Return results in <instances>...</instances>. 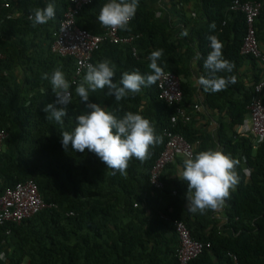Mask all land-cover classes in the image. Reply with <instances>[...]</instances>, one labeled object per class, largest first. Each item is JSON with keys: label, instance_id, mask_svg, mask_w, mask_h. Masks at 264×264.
<instances>
[{"label": "trees", "instance_id": "16d2710c", "mask_svg": "<svg viewBox=\"0 0 264 264\" xmlns=\"http://www.w3.org/2000/svg\"><path fill=\"white\" fill-rule=\"evenodd\" d=\"M5 1L9 7L0 9V53L4 55L0 60V132L6 133L0 147V194L32 180L42 201L53 207L19 224L0 225V264H179L175 221L185 224L193 240L209 244L189 264H264V141L256 144L251 134L237 132L248 116L254 87L264 78V65L258 66L255 59L239 53L246 25L243 14L228 11L232 0H201L203 23L192 25L183 38H176L157 22L148 0H139L130 30H119L121 36L139 37L131 45L104 42L91 59L93 65L103 58L112 61L116 66L114 82H119L124 72L150 74L151 51L163 49L158 63L180 78L183 97L179 106L191 114L199 102L196 89L181 79L189 76L187 62L199 56L197 64L207 76L203 67L211 51L207 37L215 35L223 43L224 58L235 67L231 73L218 75H234L236 82L217 93L205 92L200 86L204 99L198 104L224 118L218 120L216 141L200 132L192 114L190 122L179 120L174 128L193 146V155L218 145L219 151L239 161V183L225 201L222 226L211 210L205 214L187 211V182L176 175L183 160L176 158L164 168L161 191L150 185L151 168L175 114L174 106L158 99L156 84L119 102L107 96L106 89L89 96L90 103L108 108L118 117L131 111L152 122L163 140L146 162L133 159L127 175H113L95 154L74 152L70 146L63 149L61 134L74 131L75 117L90 111L75 93L87 71L75 76V60L51 52L68 0H0V4ZM48 2L55 4L56 18L33 27L29 16ZM107 2L93 0L84 6L76 16V26L93 35L103 34L106 28L97 17ZM263 13L262 9L255 20L257 35L264 28ZM213 22L214 30L210 29ZM245 60L253 63L252 81L237 74ZM57 67L69 83L74 76L77 80L70 87L72 101L63 127L54 119L47 120L42 110L56 100L50 81L43 77H50Z\"/></svg>", "mask_w": 264, "mask_h": 264}, {"label": "clouds", "instance_id": "9594fccd", "mask_svg": "<svg viewBox=\"0 0 264 264\" xmlns=\"http://www.w3.org/2000/svg\"><path fill=\"white\" fill-rule=\"evenodd\" d=\"M138 7L139 0H108L100 9L97 19L105 28L129 31V24ZM55 18L56 6L52 2H48L43 8L37 7L29 16L33 27L47 24ZM215 27L213 22L210 29L214 30ZM188 34L186 29L180 33L182 37ZM207 39L211 51L204 60L203 67L208 75H201L196 79V83L205 92L217 93L236 82L234 75H218L231 73L235 65L224 58V45L217 36L210 35ZM162 57L163 49L151 51L148 57L150 74H141L139 70L124 72L119 82H114L116 66L109 59L103 58L94 65L89 64L83 81L75 88V93L90 111L75 117L74 131H64L61 134L63 149L67 151L70 146L74 152L84 153L87 150L95 154L107 169L112 170L113 175L117 172L127 175V169L133 159L141 163L150 159L152 149L163 140V137L156 134L152 122L131 111L124 113L123 117H118L108 108L90 103L89 96L90 92L106 89V95L114 96L115 101L119 102L129 94H139L143 88L156 84L165 76L164 68L158 63ZM43 79L50 81L56 100L47 103L42 110L47 114V120L54 119L63 127L68 105L72 101L71 85L59 67L53 70L50 77L45 74ZM238 165L239 161L230 154L211 148L196 151L195 155L184 159L177 177L187 182V211L205 214L209 210L218 211L223 208L225 201L230 198L231 191H234L239 183L236 171ZM2 255L0 254V258Z\"/></svg>", "mask_w": 264, "mask_h": 264}, {"label": "built area", "instance_id": "2783aa9c", "mask_svg": "<svg viewBox=\"0 0 264 264\" xmlns=\"http://www.w3.org/2000/svg\"><path fill=\"white\" fill-rule=\"evenodd\" d=\"M92 1L68 0V6L63 14L55 40L51 45L52 53L63 57L70 56L75 60V76H79L83 71H87V66L92 64V54L100 44L107 42L109 44L131 45L139 37L133 34L121 36L119 35V30L111 28H106L101 35H93L88 31L78 28L76 26V16L84 6L89 5ZM8 7L9 3L7 1L0 4V9ZM262 9V3L253 0H232L228 6L230 13H241L245 18L246 32L240 46V55L252 57L260 66L264 65V55L259 48L254 25ZM132 52L135 54L134 48H132ZM2 59H4V55L0 53V60ZM164 72L165 76L156 82L158 99L168 106H174L175 114L170 118L171 130L166 131L164 134L166 139L165 145L150 171V185L159 191L163 189L161 176L164 168L168 164L173 163L176 158L184 160L188 156L193 155V146L182 135L174 131L179 120L184 124L191 121V114H188L179 106L183 97L180 78L170 71ZM75 76L70 81L71 86H75L77 83ZM263 89L264 78L254 87L251 103L247 107L250 120L247 133L253 136L256 144L264 141ZM198 109L199 106L197 104L194 105L193 112H196ZM5 136L6 133L1 131L0 147ZM136 206L137 204H134V207ZM50 207L52 205L44 203L40 198L37 185L34 181L28 180L18 183L12 188H6L0 194V225L7 222L19 224L23 220L29 219ZM173 226L178 238L177 259L179 264H189L201 254L203 248L209 247V244L204 245L201 242L193 240L183 222L175 221Z\"/></svg>", "mask_w": 264, "mask_h": 264}, {"label": "crops", "instance_id": "0c3cea01", "mask_svg": "<svg viewBox=\"0 0 264 264\" xmlns=\"http://www.w3.org/2000/svg\"><path fill=\"white\" fill-rule=\"evenodd\" d=\"M263 5L264 11V0L261 2ZM148 9H151L157 22L160 25H163L167 30L174 35L176 38H183L180 33L185 29L188 31L192 25L203 23V20L200 19V6L201 0H174L169 2V0H148L146 1ZM264 14V13H263ZM184 22H189L190 25L187 27L183 25ZM258 44L261 52L264 55V28H261L258 31ZM194 45H191V47ZM199 56L193 57L190 61L187 62L189 68V76L186 78L182 77L181 79L188 80L190 85L196 89L195 99L201 103L204 99L200 86L196 83V79L202 75L201 68L197 64ZM258 66L259 63H256ZM237 74L239 77L247 81H252L254 68L253 63L250 60H245L242 66L239 68ZM198 103V104H199ZM197 104V105H198ZM199 109L193 113L194 123L198 127L201 133L209 134L214 141H216V131L218 128V120L224 119L216 111H210L208 109H203L202 106L198 105ZM250 126L249 117L246 116L242 123L237 127V132L240 134H246ZM213 150H219L218 145H214ZM183 160L182 158H179ZM184 161V160H183ZM179 168H176V175H178ZM232 192V191H231ZM225 207V205H224ZM224 207L218 211H212V217L219 222V225L225 222L224 216Z\"/></svg>", "mask_w": 264, "mask_h": 264}]
</instances>
